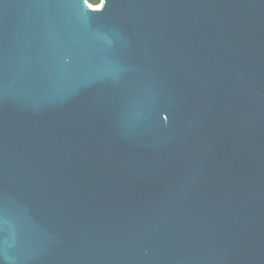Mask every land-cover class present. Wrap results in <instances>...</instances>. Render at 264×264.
<instances>
[{"label": "water", "instance_id": "95a60500", "mask_svg": "<svg viewBox=\"0 0 264 264\" xmlns=\"http://www.w3.org/2000/svg\"><path fill=\"white\" fill-rule=\"evenodd\" d=\"M0 264H264V0H0Z\"/></svg>", "mask_w": 264, "mask_h": 264}, {"label": "trees", "instance_id": "16d2710c", "mask_svg": "<svg viewBox=\"0 0 264 264\" xmlns=\"http://www.w3.org/2000/svg\"><path fill=\"white\" fill-rule=\"evenodd\" d=\"M87 2H88L91 6L96 7V6L100 5L101 0H87Z\"/></svg>", "mask_w": 264, "mask_h": 264}]
</instances>
